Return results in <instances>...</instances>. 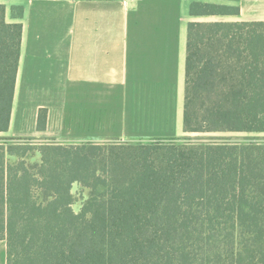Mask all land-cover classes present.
Instances as JSON below:
<instances>
[{"label": "trees", "instance_id": "16d2710c", "mask_svg": "<svg viewBox=\"0 0 264 264\" xmlns=\"http://www.w3.org/2000/svg\"><path fill=\"white\" fill-rule=\"evenodd\" d=\"M190 14L239 8L194 1ZM11 17L0 3V133L11 118L21 5ZM183 128L264 132V21L188 23ZM182 139L125 142L98 159L95 144L71 151L49 141L27 161L28 150L16 152L22 138L0 137L7 264H264V142ZM75 182L88 188L78 212Z\"/></svg>", "mask_w": 264, "mask_h": 264}, {"label": "crops", "instance_id": "0c3cea01", "mask_svg": "<svg viewBox=\"0 0 264 264\" xmlns=\"http://www.w3.org/2000/svg\"><path fill=\"white\" fill-rule=\"evenodd\" d=\"M194 1L236 6L232 20L264 21V0H0L8 22L12 7L22 6L11 118L0 134L63 145L189 135L183 114ZM233 134L264 142V132ZM0 264H7L4 239Z\"/></svg>", "mask_w": 264, "mask_h": 264}, {"label": "rangeland", "instance_id": "374dc122", "mask_svg": "<svg viewBox=\"0 0 264 264\" xmlns=\"http://www.w3.org/2000/svg\"><path fill=\"white\" fill-rule=\"evenodd\" d=\"M226 11H231V10H226ZM18 11H15V14H17ZM207 17L210 16H195V21H202L201 19H206ZM213 18H215V20H232L230 18H232V15L229 16H213ZM0 137H5L3 135L0 134ZM185 137H189V140L191 141H209V140H214V139H219L222 137H226L229 138L232 141H241L238 140L239 136L233 134V132H207V133H190L189 135L185 136ZM247 137V136H246ZM245 137V138H246ZM242 138V137H240ZM244 138V139H245ZM248 138V137H247ZM181 142L185 141L184 139H180ZM178 140V141H180ZM23 143L19 144L16 147V152L18 153H24V151L28 150L25 154V158L27 159V161H34V160H39L40 159V154L38 151H35V147H48L49 141H39V140H33V139H23L22 140ZM244 141H249V140H244ZM153 142V141H152ZM152 142H128V143H133V144H138V143H152ZM125 142L123 141H119V140H107V141H103L100 142L97 145L100 149L98 150V158H102L106 155H108L111 151L116 150L119 147H122V145H124ZM59 145V144H58ZM62 147L67 148L68 150H76L79 147H81V145H68V144H60ZM12 161L17 160L18 158H11ZM95 167L99 169L100 171V166L97 162H94ZM104 169L107 172L112 171V169L109 168V164L105 161L104 163ZM99 174H101V171L98 172ZM72 193H73V210L75 212H78L81 204L86 200V198L88 197V188L82 186V184H80L79 182H75L72 184Z\"/></svg>", "mask_w": 264, "mask_h": 264}]
</instances>
